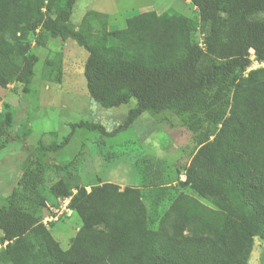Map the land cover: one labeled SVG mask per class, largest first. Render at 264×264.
<instances>
[{
	"label": "trees",
	"instance_id": "1",
	"mask_svg": "<svg viewBox=\"0 0 264 264\" xmlns=\"http://www.w3.org/2000/svg\"><path fill=\"white\" fill-rule=\"evenodd\" d=\"M53 1L0 0V87L30 82L38 57L30 54L28 39L41 29L71 38L87 51L84 76L93 101L107 109L136 102L115 131L90 122L72 125L73 131L85 128L113 137L130 129L146 112L161 114L190 101L212 87L220 74L228 77L246 70L250 50L264 61V21L254 18L264 13V0H227L225 4L192 0L206 32L204 47L192 41L190 22L173 12L145 13L128 20L126 31L152 17L136 41L125 43L124 34L118 33L121 41L115 45L105 38L90 45L83 33L66 26L76 0H61L55 18L43 11H53ZM208 56L222 63L202 71ZM263 85L257 89L256 100L264 107ZM252 94L250 81L237 88L233 118L213 140L201 143L185 170V181H180L179 174L175 180L167 174L156 185L179 183L214 208L181 192L158 229L151 230L140 189L114 193L111 184L93 187L91 192L83 188L70 207L84 227L65 252L32 212L43 200L37 192L38 175L26 167L0 208V243H8L0 252V264H247L254 238L264 239V134H258L255 146L247 148L248 118L236 111L238 103L253 98ZM6 107L0 119V149L18 139L14 110ZM68 142L42 149L56 151ZM151 161L160 160L151 157ZM44 164L62 174H69L73 166L55 160ZM24 199L29 203L26 208Z\"/></svg>",
	"mask_w": 264,
	"mask_h": 264
},
{
	"label": "rangeland",
	"instance_id": "2",
	"mask_svg": "<svg viewBox=\"0 0 264 264\" xmlns=\"http://www.w3.org/2000/svg\"><path fill=\"white\" fill-rule=\"evenodd\" d=\"M53 2V11L49 13L46 8L43 11L46 16L55 18L54 10L62 1ZM172 12L190 22L192 41L204 47L206 32L200 26L199 8L192 0H76L66 26L83 33L90 39V45L103 38L115 45L121 41L118 33L124 34L122 41L125 39V43L131 39L136 41L145 25L152 21V17L146 18L126 31L131 18L145 13L162 16ZM254 18L264 21V13ZM28 41L31 43L30 54L38 57L30 82H11L5 88L0 87V119L7 111L6 105L11 106L18 138L0 149V208L6 205V196L29 167L38 175L37 192L43 200V204L37 205L32 212L65 252L84 227L79 214L70 207L73 196L83 188L91 192L93 187L111 184L114 193L140 189L151 230L158 229L181 192L214 208L209 201L179 183L156 185L167 174L173 180L179 174L180 181H185V170L201 143L209 138L213 140L233 118L237 88L247 86L248 81L254 85L253 98H244L236 107V111L248 118L246 147L255 146L257 135L264 134V107L256 100L257 89L264 84V61L256 54L249 53L250 65L246 70L228 77L220 74L212 87L190 101L176 104L161 114L146 112L140 122L143 127L133 129L132 126L109 137L85 128L73 131L72 125L90 122L103 126L107 132L115 131L124 124L129 109L136 102L132 100L121 109H107L93 101L84 76L88 53L73 39L39 29ZM221 63L208 56L203 60L201 70ZM67 139L69 142L62 149H42L61 145ZM151 157L159 159V163L151 161ZM47 160L63 164L72 162L73 166L69 174H62L44 164ZM22 206H29L26 199ZM7 244L0 243V252ZM247 264H264L262 237L254 238Z\"/></svg>",
	"mask_w": 264,
	"mask_h": 264
},
{
	"label": "crops",
	"instance_id": "3",
	"mask_svg": "<svg viewBox=\"0 0 264 264\" xmlns=\"http://www.w3.org/2000/svg\"><path fill=\"white\" fill-rule=\"evenodd\" d=\"M122 108V106L119 108V109H121ZM147 115V113H144L143 115H141L140 117H139V119L134 123V125H133V129L134 128H136V127H143L142 126V124L140 123L142 120H143V118L145 117ZM148 116H151V115H148ZM126 117V116H125ZM139 124V126H137Z\"/></svg>",
	"mask_w": 264,
	"mask_h": 264
},
{
	"label": "built area",
	"instance_id": "4",
	"mask_svg": "<svg viewBox=\"0 0 264 264\" xmlns=\"http://www.w3.org/2000/svg\"><path fill=\"white\" fill-rule=\"evenodd\" d=\"M250 53H251L253 56H255V52H254V50H250Z\"/></svg>",
	"mask_w": 264,
	"mask_h": 264
}]
</instances>
